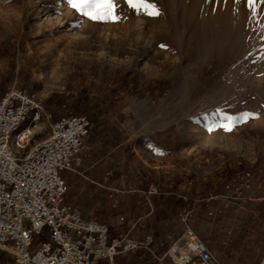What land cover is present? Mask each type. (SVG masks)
<instances>
[{"label":"rangeland","instance_id":"obj_1","mask_svg":"<svg viewBox=\"0 0 264 264\" xmlns=\"http://www.w3.org/2000/svg\"><path fill=\"white\" fill-rule=\"evenodd\" d=\"M149 2L158 16L115 0L112 22L68 0H0V93L34 92L52 116L24 153L50 120L88 115L82 164L63 172L66 201L111 234L153 239L114 264H170L183 210L223 264H264V3ZM223 116L238 122L225 130Z\"/></svg>","mask_w":264,"mask_h":264},{"label":"built area","instance_id":"obj_2","mask_svg":"<svg viewBox=\"0 0 264 264\" xmlns=\"http://www.w3.org/2000/svg\"><path fill=\"white\" fill-rule=\"evenodd\" d=\"M41 116L52 117L34 92L10 86L0 93V251L13 264H114L115 256L147 248L151 235L140 242L111 234L107 223L83 217L66 201L63 172L76 171L81 163L92 127L88 115L50 120L47 135L24 153ZM242 185L249 188V179ZM190 215L191 210L180 213L183 233L164 256L170 264H223L188 224ZM35 235L43 239L33 244Z\"/></svg>","mask_w":264,"mask_h":264},{"label":"snow or ice","instance_id":"obj_3","mask_svg":"<svg viewBox=\"0 0 264 264\" xmlns=\"http://www.w3.org/2000/svg\"><path fill=\"white\" fill-rule=\"evenodd\" d=\"M125 3L130 9L136 11L137 14L143 12V14L153 17L159 15L156 6L150 3L149 0H125ZM260 3H264V0H260ZM68 4L76 12L93 21L116 22L119 19L115 12V0H68ZM247 4L249 9L255 12L257 0H247ZM161 47L165 46L161 45ZM247 115L245 114L241 119H245ZM222 119L227 121V123H219L217 126L225 130H231L233 123L238 122L231 116H223Z\"/></svg>","mask_w":264,"mask_h":264},{"label":"crops","instance_id":"obj_4","mask_svg":"<svg viewBox=\"0 0 264 264\" xmlns=\"http://www.w3.org/2000/svg\"><path fill=\"white\" fill-rule=\"evenodd\" d=\"M83 157H85V154H84V151L81 153V163H80V165H79V167L81 166V164H82V160H83ZM94 164L95 163H92L91 165H89L88 166V168H91L92 166H94ZM78 167V168H79ZM78 168H77V170H78ZM76 170V171H77ZM245 204H247L248 206H250V207H253V203H245ZM256 205H257V207H259V209L261 210V212L263 213V211H264V207H262V205H264V204H262V203H256ZM246 215V214H245ZM263 217V216H262ZM249 232H251V230H249ZM9 257V258H11V256L9 255V254H7V253H5V252H2V251H0V264H6V263H8V261H6V257ZM12 259V258H11Z\"/></svg>","mask_w":264,"mask_h":264}]
</instances>
